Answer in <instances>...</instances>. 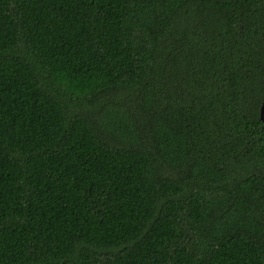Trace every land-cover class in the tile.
I'll list each match as a JSON object with an SVG mask.
<instances>
[{"label":"trees","instance_id":"trees-1","mask_svg":"<svg viewBox=\"0 0 264 264\" xmlns=\"http://www.w3.org/2000/svg\"><path fill=\"white\" fill-rule=\"evenodd\" d=\"M264 0H0V264H264Z\"/></svg>","mask_w":264,"mask_h":264},{"label":"water","instance_id":"water-1","mask_svg":"<svg viewBox=\"0 0 264 264\" xmlns=\"http://www.w3.org/2000/svg\"><path fill=\"white\" fill-rule=\"evenodd\" d=\"M261 117H262V120L264 121V101L261 106Z\"/></svg>","mask_w":264,"mask_h":264}]
</instances>
